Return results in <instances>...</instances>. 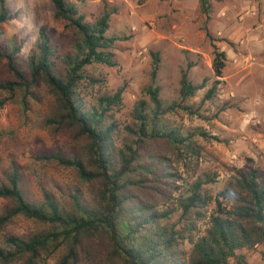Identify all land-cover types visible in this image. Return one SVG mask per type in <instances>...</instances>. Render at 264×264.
Masks as SVG:
<instances>
[{"label": "trees", "instance_id": "obj_1", "mask_svg": "<svg viewBox=\"0 0 264 264\" xmlns=\"http://www.w3.org/2000/svg\"><path fill=\"white\" fill-rule=\"evenodd\" d=\"M52 3L54 16L66 20L71 29L70 49L58 53L44 27L25 58L19 56L21 46L14 38L0 41V57L6 59L13 76L0 81V89H20L25 99L32 86L44 84L54 104L45 123L71 130L77 145L67 153L52 149L36 157L72 169L87 184L89 196L75 189L68 194L69 201L62 203L43 188L42 200L31 201L13 166L7 181L0 182V198L8 201L0 213V229L17 214L44 222L49 229L27 238L6 236L0 245V264H43L44 255L57 251L61 252L54 264H78L82 244L93 238L103 239L112 263L247 264L246 251L258 245L264 261V179L256 168L236 170L221 192L231 195L233 203L227 208L215 198L216 211L201 234L194 230L212 199L204 185L213 176L205 173L183 194L173 196L181 175L172 162L181 159L183 151L198 156L200 150L194 133L183 132L166 114L177 108L192 112L182 102L205 82L194 84L183 72L180 102L170 103L152 84L148 99L136 100L129 120L121 123L115 113L124 84L108 90L104 76L94 71L98 65L116 64L118 37L108 33L110 12L105 9L89 21L72 1ZM9 18L5 0H0V24ZM212 45L216 80L204 100L213 97L226 60L225 52ZM4 103L5 98H0V108ZM172 200L173 207H164Z\"/></svg>", "mask_w": 264, "mask_h": 264}, {"label": "rangeland", "instance_id": "obj_2", "mask_svg": "<svg viewBox=\"0 0 264 264\" xmlns=\"http://www.w3.org/2000/svg\"><path fill=\"white\" fill-rule=\"evenodd\" d=\"M76 4L85 19L92 21L105 9L110 12L108 33L117 36L113 66L98 65L96 74L104 76L108 90L125 86L121 105L115 116L122 123L129 120L136 100L148 99L149 86H158L161 98L180 102V79L183 72L203 88L182 103L192 112L177 108L166 118L183 132L194 133L200 155L183 151L172 162L181 175L177 181L178 197L205 173L213 180L204 186L211 201L205 216L197 221L201 234L210 214L216 211L215 198L227 208L231 195L221 193L236 170L256 168L264 179V0H69ZM10 18L0 24V41L14 38L26 57L36 42L41 27L51 37L58 53L70 49L71 29L64 19L54 16L52 0H5ZM210 35V37L207 35ZM226 54L222 76L210 100L203 99L216 80L212 69L213 45ZM157 58V61H156ZM157 62L154 81L152 68ZM13 79L6 59L0 57V81ZM5 103L0 108V182L15 166L22 189L31 201L42 200L46 189L62 203L69 193L80 189L89 196L87 184L72 169L36 156L59 149H76L71 130L47 125L53 112V98L43 83L31 87L25 99L22 90L0 89ZM205 135H202V134ZM8 201L0 198V213ZM172 200L164 207H173ZM49 225L17 214L0 229V245L8 235L27 238ZM102 238L85 241L78 264H121L107 259ZM262 247L246 251L247 264H264ZM61 251L44 255L43 264H54Z\"/></svg>", "mask_w": 264, "mask_h": 264}]
</instances>
